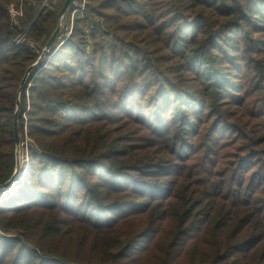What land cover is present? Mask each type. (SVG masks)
Segmentation results:
<instances>
[{
  "label": "trees",
  "instance_id": "obj_1",
  "mask_svg": "<svg viewBox=\"0 0 264 264\" xmlns=\"http://www.w3.org/2000/svg\"><path fill=\"white\" fill-rule=\"evenodd\" d=\"M17 1L0 0V184L15 166L16 91L40 55L15 41ZM263 2L85 0L20 94L29 166L0 203V229H24L34 248L3 242L0 264H264V74L244 108L222 99L228 67L264 70L250 36ZM58 15L45 5L25 37H49ZM255 103L257 129L240 133L228 109L252 117ZM224 122L233 135L214 132Z\"/></svg>",
  "mask_w": 264,
  "mask_h": 264
},
{
  "label": "rangeland",
  "instance_id": "obj_2",
  "mask_svg": "<svg viewBox=\"0 0 264 264\" xmlns=\"http://www.w3.org/2000/svg\"><path fill=\"white\" fill-rule=\"evenodd\" d=\"M262 1H264V0H262ZM24 2H26L28 4H26L24 6L22 4V16H20L18 18V21H16L15 17L13 18L14 21H16V23H17V25H16L17 29L19 31L22 30L23 32H25L27 29H29V27L34 23V21H35L34 19H35L36 15L39 12H41L42 8L45 5L48 6V8L54 7V9H56V10L59 9V12H60V10L63 6L64 0H43L41 6L37 7L35 15L33 16V18L30 19V21L28 18L29 16L26 14V9L29 8V6L32 7L33 3L36 2V0H24L23 3ZM18 3H19V0L17 2H15V4H13V5H16ZM29 3L32 5H30ZM71 8H74V4H70L69 9L67 10V12L65 13V15L63 17L62 25L60 26V29L62 28L61 33H60L61 34L60 37H66L70 33L69 32L70 26H67V25H70V22H71L70 20H71L72 15H70V13H69ZM8 10H9L10 18H11V13L13 12V10H11L10 6L8 7ZM10 10H11V13H10ZM13 16H15V15H13ZM262 21L263 20H261V22ZM261 22L255 21V24L259 25V23H261ZM57 24H58V18H57L56 25L54 26L53 30H51V32L49 33V37L43 38V39L37 41L36 43H34L33 40H30L29 35L27 34L26 37L24 38L25 39L24 42L26 44H29V45H35L41 54L46 42L48 41V39L50 38V36L54 32L55 28L57 27ZM66 26H67V29H66ZM260 28L261 29L259 30V32L256 35L251 34L250 36L252 38H255V46L257 48H259V50L261 51V55L257 59H259L260 61H262V63H264V26L260 27ZM55 44H56V42H55ZM239 52L241 55L248 58L249 61H251L252 59L255 58V55L252 53V51H250L248 48H246L245 45L240 47ZM225 53L228 55L229 54L232 55V53H230V52L225 51ZM47 56L48 55H46V57ZM39 65L36 66L35 68L39 67ZM227 72H229L227 75L229 77V82H230L229 84L231 85V88L227 87L228 88L227 92L222 96V99H224V100L228 99L229 100L232 97H236L237 99L235 100V102H240V99H238V97L242 98V101L245 100L243 103H241L242 107L244 108V106L247 102H251V101L255 100V98L258 96L259 92H258L257 88H258V85L261 81L260 77L264 74V70L261 72L257 71V66H256L255 62L252 65H250V68H248V69H246L244 65L239 66V63L236 62L233 67L232 66L228 67ZM263 86H264V83H263L262 87ZM232 94H234V95H232ZM26 98H27V96H26ZM26 108H27V105H26ZM250 109L252 110L250 113L251 114L250 116H252V117L242 115L241 112L243 111V109L241 110V109H239V107L233 106V107L228 109L229 110L228 116L231 113H236V117H239L238 122H239L240 126L242 127V129L245 131V132H240V133L255 132V130L257 129V127L254 126V120L252 119L254 117H257V115L253 116L256 112V103L254 105L250 106ZM121 111H122L121 107H119L113 114L115 116H119L121 114L120 113ZM231 118L233 119V117H231ZM24 121H26V119H24ZM118 122L121 123L122 121H118ZM246 124H247V126H245ZM23 127L24 128L20 131L22 143L20 145L19 156H18V157H20L19 158L20 172L17 175L12 186L8 189H4L5 191L3 190L0 193V203H2V201H4V200L8 199V197L16 191L17 186H19L18 184L22 181V177L24 176V173L26 172V170L29 166L28 154H27V150H26V144H28V141L26 139L27 131H26L25 124L23 125ZM227 129H228L227 123L224 122L223 125H221V127H218L217 129H215L214 132H219L221 134H223V133L227 134L228 133L230 135L234 134L233 131H229ZM124 133H126V136H130V137L135 134V132H124ZM150 136L151 135L149 133L144 132L142 137L139 138V140H140L139 143L145 142L146 139ZM131 140H134V139H131ZM14 168H15V166H14ZM172 168H174V167H172ZM172 168L170 169V172H172ZM174 169H176V168H174ZM166 170H168V169H165L164 171H166ZM162 174H167V173H162ZM167 178H170V177H166V179ZM193 232H197V230L193 231ZM26 234L27 233L25 232V230L21 229V228L13 227V228H9L8 230L0 229V237L4 238V240L1 241V243H0V251L3 252L2 250H4V249H2V248H4L3 242H4V244H6V242L8 244H11L12 242H16L14 240H17V239L20 240L26 248H30V249L34 248L31 243H29L25 240ZM151 235L152 234H148V235H146L145 238L136 239L135 245H133L131 247L128 254L131 255L132 257H135L138 254H142L143 250L145 249L147 242H148L147 238L150 237ZM53 258H56V260H53L51 264H60V263H58L59 262L58 260H60V259H58L59 257H53ZM13 260L14 259L11 257V258H8L7 260L3 261V263L2 262L1 263L2 264H11L13 262ZM64 264H72V263L66 262Z\"/></svg>",
  "mask_w": 264,
  "mask_h": 264
},
{
  "label": "water",
  "instance_id": "obj_3",
  "mask_svg": "<svg viewBox=\"0 0 264 264\" xmlns=\"http://www.w3.org/2000/svg\"><path fill=\"white\" fill-rule=\"evenodd\" d=\"M71 1L72 0H64L63 6H62V8L59 12V15H58L59 17H58L57 27L55 28L54 32L52 33V35L50 36V38L46 42L41 54L39 55L38 59L36 60V62H34L32 65H30L27 68V70L25 71V73H24V75H23V77L19 83V86L17 88V91H16L17 101H16V108H15L14 118H13V134H14V142H15V168H14L13 173L10 176V178L7 181H5L4 183L0 184V188H4V189L10 188L12 186V184L14 183L17 175L20 172L19 157H18L20 145L22 143L21 137H20V132H19V124H18L19 111H20V107H21L20 94L25 90V85L28 82L29 75L32 72V70L42 62V60L45 58L47 53H49V51L53 48L55 41H56V38L58 36L59 30H60L61 19L63 18V16L67 12ZM39 13L36 15L34 20L37 19Z\"/></svg>",
  "mask_w": 264,
  "mask_h": 264
},
{
  "label": "built area",
  "instance_id": "obj_4",
  "mask_svg": "<svg viewBox=\"0 0 264 264\" xmlns=\"http://www.w3.org/2000/svg\"><path fill=\"white\" fill-rule=\"evenodd\" d=\"M23 1L24 0H19V3L18 4L11 5L10 6L11 7V10H13V12H12L13 14L11 13V10H10V13H11V23L14 26L17 25L16 21H18V18L20 16H22V4H23ZM70 4H74V8H71V10L69 12L70 15H72L71 16V20H70L71 22H70V25H67V26H70V31H71L74 15L76 13L81 12L83 10L84 4H85V0H72ZM13 15H15V16H13ZM14 17L16 18V21H14V19H13ZM62 20H63V18L61 19L60 26L62 25ZM67 26H66V29H67ZM26 32H27V30L25 32L22 31L20 34H18V36L15 38V41L17 43L24 42V40H25L24 38H25ZM26 93H27V89H26ZM26 146H28V144H26Z\"/></svg>",
  "mask_w": 264,
  "mask_h": 264
},
{
  "label": "bare ground",
  "instance_id": "obj_5",
  "mask_svg": "<svg viewBox=\"0 0 264 264\" xmlns=\"http://www.w3.org/2000/svg\"><path fill=\"white\" fill-rule=\"evenodd\" d=\"M20 158V157H19ZM4 190V188H0V193ZM5 191V190H4Z\"/></svg>",
  "mask_w": 264,
  "mask_h": 264
}]
</instances>
